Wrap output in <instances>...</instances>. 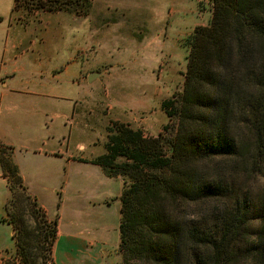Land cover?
I'll return each mask as SVG.
<instances>
[{
    "label": "trees",
    "instance_id": "obj_1",
    "mask_svg": "<svg viewBox=\"0 0 264 264\" xmlns=\"http://www.w3.org/2000/svg\"><path fill=\"white\" fill-rule=\"evenodd\" d=\"M212 3L210 24L186 38L183 89L163 103L164 131L152 138L119 125L106 153L86 160L124 183L120 264H264V188H251L264 176V0ZM0 165L23 264H56L57 221L49 225L31 201L6 149ZM14 197L25 202L35 231L16 218Z\"/></svg>",
    "mask_w": 264,
    "mask_h": 264
},
{
    "label": "rangeland",
    "instance_id": "obj_2",
    "mask_svg": "<svg viewBox=\"0 0 264 264\" xmlns=\"http://www.w3.org/2000/svg\"><path fill=\"white\" fill-rule=\"evenodd\" d=\"M212 2L15 0L14 20L28 24L38 22L44 12H70L88 15L93 27L99 33L103 32L99 53L90 58V70L104 73L103 80L92 86L100 88L99 96L102 93L96 119L98 126L95 125L93 131L82 127L74 133V138L79 137L86 145L85 153L96 154L95 158L106 153V145L118 135L119 125L152 138L164 131L168 116L163 103L183 89L189 54L186 38L195 27L210 24ZM12 10L13 0H0V22L3 17L2 23H6ZM173 129H169L168 137ZM164 142L165 153L169 154L170 149L166 140ZM121 161L120 157L116 159V162ZM75 169V165L69 172L58 169L56 178L50 180L56 191L39 192L38 198L48 211L40 212L45 217L47 215L44 219L49 225L61 221V234L58 233L53 247L54 261L56 264H120L118 246L123 180L106 177L101 185L85 189L80 177L94 179L95 174L86 167L79 173ZM261 187L264 188V176L251 179V188L255 192ZM20 199L14 197L10 207L16 218L23 219L27 232L35 231L33 216ZM33 252L40 255L41 246H36ZM8 262L23 264L17 250Z\"/></svg>",
    "mask_w": 264,
    "mask_h": 264
},
{
    "label": "crops",
    "instance_id": "obj_3",
    "mask_svg": "<svg viewBox=\"0 0 264 264\" xmlns=\"http://www.w3.org/2000/svg\"><path fill=\"white\" fill-rule=\"evenodd\" d=\"M14 5L15 0L7 22L3 17L0 22V150L11 152L28 193L48 213L39 192L56 191L50 180L58 169L69 172L75 165L77 173L85 167L92 171L94 179H79L85 189L107 177L99 165L86 162L96 154L87 155L83 141L74 138L77 129L98 126L102 93L92 86L104 73L90 70V58L99 53L104 35L88 15L70 12H44L28 24L16 21ZM97 72L100 77L90 83L88 76ZM9 196L0 165V256L5 264L16 253L5 210Z\"/></svg>",
    "mask_w": 264,
    "mask_h": 264
},
{
    "label": "water",
    "instance_id": "obj_4",
    "mask_svg": "<svg viewBox=\"0 0 264 264\" xmlns=\"http://www.w3.org/2000/svg\"><path fill=\"white\" fill-rule=\"evenodd\" d=\"M101 73L100 72H97V73H91L89 76H88V81L91 83L93 82L94 80L98 79L100 77Z\"/></svg>",
    "mask_w": 264,
    "mask_h": 264
},
{
    "label": "built area",
    "instance_id": "obj_5",
    "mask_svg": "<svg viewBox=\"0 0 264 264\" xmlns=\"http://www.w3.org/2000/svg\"><path fill=\"white\" fill-rule=\"evenodd\" d=\"M1 262L5 264V259L0 256V263Z\"/></svg>",
    "mask_w": 264,
    "mask_h": 264
}]
</instances>
